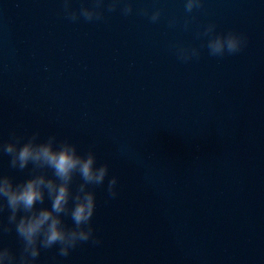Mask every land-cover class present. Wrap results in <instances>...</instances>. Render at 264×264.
I'll return each mask as SVG.
<instances>
[{"label": "water", "instance_id": "95a60500", "mask_svg": "<svg viewBox=\"0 0 264 264\" xmlns=\"http://www.w3.org/2000/svg\"><path fill=\"white\" fill-rule=\"evenodd\" d=\"M62 7V0H0V139L13 130L39 129L41 139L77 131L183 64L173 44L200 47L205 39L196 33L209 22L217 32L234 30L264 10V0H205L188 30L183 0H134L132 15L106 12L91 23L65 19ZM145 7L163 10L157 23L136 14Z\"/></svg>", "mask_w": 264, "mask_h": 264}, {"label": "clouds", "instance_id": "9594fccd", "mask_svg": "<svg viewBox=\"0 0 264 264\" xmlns=\"http://www.w3.org/2000/svg\"><path fill=\"white\" fill-rule=\"evenodd\" d=\"M183 2L184 28L188 30L195 19L190 14L202 10L205 0ZM62 3L64 18L73 23L81 19L89 23L100 21L106 12L117 10L123 16L134 12V0H89L81 3L79 8H73L72 0H62ZM135 11L152 23H157L163 14L161 8L145 7ZM176 23V18H172L168 26L174 27ZM196 36L205 39L200 47L172 45L181 62L199 59L201 49L205 47L211 57L236 55L248 43L247 36L241 32H217L214 22L205 25ZM5 157L10 169L27 172V176L17 180L0 171V264H38L45 251L54 249L57 256L67 258L79 245L102 244L93 226L96 189H104L108 204L119 195V178L109 176L107 162H97L94 143L86 152H81L69 137L59 138L51 133L41 139L39 129L27 136L13 130L9 139H0V159ZM46 201L50 206L45 205ZM65 218L70 219L71 224L66 223ZM12 232L19 241L18 250L3 243V238Z\"/></svg>", "mask_w": 264, "mask_h": 264}]
</instances>
